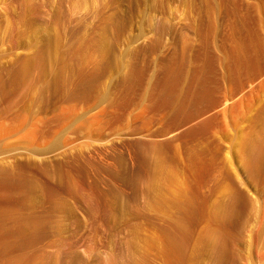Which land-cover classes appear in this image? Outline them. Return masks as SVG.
Wrapping results in <instances>:
<instances>
[{
	"label": "rangeland",
	"instance_id": "rangeland-1",
	"mask_svg": "<svg viewBox=\"0 0 264 264\" xmlns=\"http://www.w3.org/2000/svg\"><path fill=\"white\" fill-rule=\"evenodd\" d=\"M244 1L0 0V264H264Z\"/></svg>",
	"mask_w": 264,
	"mask_h": 264
},
{
	"label": "bare ground",
	"instance_id": "bare-ground-1",
	"mask_svg": "<svg viewBox=\"0 0 264 264\" xmlns=\"http://www.w3.org/2000/svg\"><path fill=\"white\" fill-rule=\"evenodd\" d=\"M242 5L244 14L239 16L236 38L239 52L245 56H262L264 36L257 35L254 26L257 23L260 32H264V0H247L242 2ZM260 40L262 47L258 42Z\"/></svg>",
	"mask_w": 264,
	"mask_h": 264
}]
</instances>
